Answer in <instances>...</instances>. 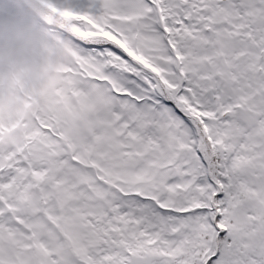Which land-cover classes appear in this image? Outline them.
Listing matches in <instances>:
<instances>
[{
    "label": "snow or ice",
    "instance_id": "6c2138e0",
    "mask_svg": "<svg viewBox=\"0 0 264 264\" xmlns=\"http://www.w3.org/2000/svg\"><path fill=\"white\" fill-rule=\"evenodd\" d=\"M80 104L0 166V264H264V0H66Z\"/></svg>",
    "mask_w": 264,
    "mask_h": 264
},
{
    "label": "rangeland",
    "instance_id": "374dc122",
    "mask_svg": "<svg viewBox=\"0 0 264 264\" xmlns=\"http://www.w3.org/2000/svg\"><path fill=\"white\" fill-rule=\"evenodd\" d=\"M3 2H5L7 6L4 5ZM43 3L51 5L49 0H43ZM0 13L3 14L8 21L13 23L11 33L4 28H0V44H3L13 39L12 33H15V30L17 32L18 29V27L15 26V22L19 17L25 16L27 11L25 10V5L19 0H0ZM73 18H76V16ZM41 25L45 28L44 24ZM44 33V35L48 37V42L51 44L53 40L52 37L48 35L49 31L47 30ZM89 33L94 34L96 37L99 36V33L96 32L90 31ZM43 45L44 44H42L39 49H37L38 45L37 47L35 46L34 55L32 57L33 60L36 59L35 61L29 60L25 66L16 70H12L6 66L0 67V101L5 100L6 89L9 94L13 96H16V94L26 96V91L24 92L23 90V87H26L32 94V98H27L29 104H24L22 111H15V109H13L16 115H20L14 119V121L17 122L16 125L9 127L13 120L8 113L7 116L1 114L2 109L0 108V148L1 145L2 148H6L2 144V133L9 131L8 129L13 131L22 127L20 154L23 155L24 158L27 157L31 160L37 159L44 152L46 140L45 125L51 122L54 115L59 116L70 107L76 108L81 102L79 93L82 86V63L79 58V49L68 47L73 54L72 60L75 61L74 70H68L69 67L67 66H69V64L59 57L57 64L51 65L56 70L55 73L50 74V76L43 81H38L40 78L29 72L30 67L39 61L38 56L41 50L45 49ZM8 101L10 102V100ZM8 151L9 148L4 151L6 156ZM10 158H13L12 155ZM7 159L8 157L6 160ZM18 160L19 157L18 159L16 158L15 161ZM13 163L14 161L11 162V164ZM0 166H5L4 159L0 161Z\"/></svg>",
    "mask_w": 264,
    "mask_h": 264
},
{
    "label": "trees",
    "instance_id": "16d2710c",
    "mask_svg": "<svg viewBox=\"0 0 264 264\" xmlns=\"http://www.w3.org/2000/svg\"><path fill=\"white\" fill-rule=\"evenodd\" d=\"M19 1L25 5L27 14L25 13V16L19 17L15 22V26H17L18 29L17 32L15 30V33H12L13 38L21 36L33 37L36 40L35 46L37 47L38 45L37 49H39L42 44H44L43 47H45V49L47 47L46 50H41V53L38 56L39 61L30 67L29 73L37 75V77L40 78L38 81H43L45 78L49 77L50 74L55 73L56 70L52 66L57 64L59 57L61 60L69 64V66H67L69 67L68 70H74L75 61L72 60L73 54L68 47L78 49V46L74 42L76 39L92 40L96 38L94 34H90V31L87 30L86 22L73 18L76 15L69 9L66 0H49L51 5H46L43 3V0ZM3 3L7 6L5 2ZM34 17L39 19L45 25V28H42L35 19H33ZM12 26L13 23L8 21L7 18L0 13V28H4L11 33ZM47 30L49 31L48 35L52 37L53 40L51 44L47 40L48 37L44 35V32ZM30 60H33V58ZM23 90L24 92L26 91V96L20 94L13 96L9 94L6 89V94L4 93L6 97L5 100L0 101V108L2 109L1 114L7 116L8 113L13 120L9 127L16 125L17 122L14 121V119L20 116L16 115V112H14L13 109H15V111H22L24 104H29L27 98H32V94L26 89V87H23ZM8 100H10V102ZM8 130L9 131L2 133V144L6 148H2V145L0 148V159H4L5 166H10L12 161L15 163V160L16 158L18 159V157L19 160L29 159L27 157L24 158V156L20 154L22 142L21 131H23L22 127L13 131L10 129ZM7 148H9V151L6 156L4 151ZM11 155L13 158H10ZM7 157L8 159L6 160Z\"/></svg>",
    "mask_w": 264,
    "mask_h": 264
},
{
    "label": "clouds",
    "instance_id": "9594fccd",
    "mask_svg": "<svg viewBox=\"0 0 264 264\" xmlns=\"http://www.w3.org/2000/svg\"><path fill=\"white\" fill-rule=\"evenodd\" d=\"M36 40L33 37H16L0 44V67L19 69L33 57Z\"/></svg>",
    "mask_w": 264,
    "mask_h": 264
}]
</instances>
